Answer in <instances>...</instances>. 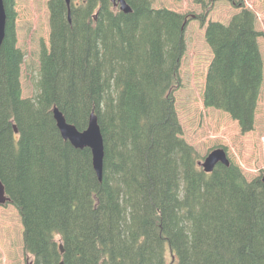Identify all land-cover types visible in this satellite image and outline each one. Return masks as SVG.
I'll use <instances>...</instances> for the list:
<instances>
[{"label": "trees", "instance_id": "trees-1", "mask_svg": "<svg viewBox=\"0 0 264 264\" xmlns=\"http://www.w3.org/2000/svg\"><path fill=\"white\" fill-rule=\"evenodd\" d=\"M125 1L131 12L110 0L71 3L69 22L65 2L49 0L38 90L23 98L13 0H3L0 182L20 215L29 264H264L261 177L248 180L233 163L204 172L182 137L173 92L186 24L204 17ZM235 5L227 23L206 24L212 58L202 98L244 133L262 83V33L256 14ZM54 107L78 130L96 114L100 181L90 149L60 135Z\"/></svg>", "mask_w": 264, "mask_h": 264}, {"label": "rangeland", "instance_id": "rangeland-1", "mask_svg": "<svg viewBox=\"0 0 264 264\" xmlns=\"http://www.w3.org/2000/svg\"><path fill=\"white\" fill-rule=\"evenodd\" d=\"M49 0H13L15 46L23 53L20 88L23 98L38 90L37 74L42 46L49 41ZM74 3L80 0H72ZM238 0H152L154 8H167L193 16H203L186 24V48L180 62L181 85L174 93L182 137L197 151L200 160L209 149L222 147L243 176L251 180L264 174V0H242L256 14V29L262 35L258 44L263 60V75L252 130L241 132L228 113L205 107L203 90L212 52L204 37L208 21L227 23L239 11ZM212 148V149H213ZM24 250L23 225L17 209L6 202L0 205V264H28Z\"/></svg>", "mask_w": 264, "mask_h": 264}, {"label": "water", "instance_id": "water-1", "mask_svg": "<svg viewBox=\"0 0 264 264\" xmlns=\"http://www.w3.org/2000/svg\"><path fill=\"white\" fill-rule=\"evenodd\" d=\"M114 6L119 7L120 11L124 13L131 12L130 6L125 0H110ZM67 7V19L70 22V2L71 0H64ZM6 28V12L3 5V0H0V46L4 39ZM53 119L55 120L56 127L58 128L60 135L63 139L68 140L70 144L77 149L89 148L91 152L92 167L97 175L98 180L102 178V166H103V139L100 132L99 124L96 114L91 111L87 126L83 130H78L76 127L68 123L62 112L54 107L52 109ZM218 163L226 166L230 165V160L226 154V151L222 147L213 148L208 152L203 160L199 162V166L206 173L213 170L214 166ZM261 181L264 186V175L261 177ZM9 201L4 191V186L0 182V204ZM60 252H63L62 244L59 245ZM59 264H64L63 260H60Z\"/></svg>", "mask_w": 264, "mask_h": 264}, {"label": "bare ground", "instance_id": "bare-ground-1", "mask_svg": "<svg viewBox=\"0 0 264 264\" xmlns=\"http://www.w3.org/2000/svg\"><path fill=\"white\" fill-rule=\"evenodd\" d=\"M4 5V4H3ZM126 187V186H125ZM129 227V226H128Z\"/></svg>", "mask_w": 264, "mask_h": 264}]
</instances>
